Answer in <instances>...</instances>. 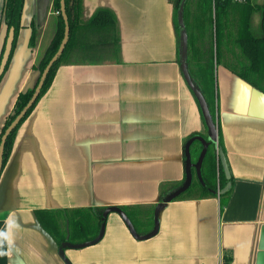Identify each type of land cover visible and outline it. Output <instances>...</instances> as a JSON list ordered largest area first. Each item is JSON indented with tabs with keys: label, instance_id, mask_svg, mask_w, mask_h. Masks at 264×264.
I'll return each mask as SVG.
<instances>
[{
	"label": "crops",
	"instance_id": "1",
	"mask_svg": "<svg viewBox=\"0 0 264 264\" xmlns=\"http://www.w3.org/2000/svg\"><path fill=\"white\" fill-rule=\"evenodd\" d=\"M174 1L82 0L67 61L19 127L0 176V264H264V92L224 64L214 68L215 106L231 178L221 187L217 164L216 195L195 187L166 203L145 240L111 212L102 239L82 249L59 246L37 216L118 207L143 236L157 205L184 184L186 144L209 131L182 70ZM53 4L24 0L0 82V132L54 36ZM99 9L114 14L116 29L88 25ZM5 36L2 23L0 57ZM192 144L196 163L202 150ZM204 172L203 161L192 182Z\"/></svg>",
	"mask_w": 264,
	"mask_h": 264
},
{
	"label": "trees",
	"instance_id": "2",
	"mask_svg": "<svg viewBox=\"0 0 264 264\" xmlns=\"http://www.w3.org/2000/svg\"><path fill=\"white\" fill-rule=\"evenodd\" d=\"M174 2L175 25L179 35V52L181 51L182 40L185 38L187 42V68L195 86L199 89L206 101L213 122L216 124L218 147H221L220 130L217 123L215 106V64L226 65L240 78L264 92V36L263 38H255L250 30V19L253 12L261 11L264 23V4L260 6L254 5L249 0L243 4L220 0H216L215 2L213 0H176ZM23 7L24 0H2L0 2V27L2 23L6 26L5 40L9 30L11 28L15 29L13 50L5 72L11 62L17 37L22 28L21 19ZM53 9L58 12L55 33L39 60L33 65V69L38 73L36 81L25 91L18 94L11 112L6 116L4 121L0 132V140L7 127L31 99L43 70L57 52L63 40L65 23L60 10V0H54ZM81 9L82 0H66V10L70 25L68 43L61 57L53 64L35 104L28 110L24 118L9 135L5 144L3 168H5L10 158L19 127L31 114L39 100L51 86L58 68L67 61L66 56L72 45L73 29L79 25ZM88 25L116 29V18L110 10L99 9L93 15ZM35 43L36 29L32 25L30 47L33 48ZM3 51L4 46L1 57ZM4 74L0 76V82ZM193 139L192 145L199 146L198 152L203 150L204 143L208 144L207 153L204 158L205 172L202 175V181L198 182L197 186L194 185L193 181L189 189L177 198L191 192L193 186L199 188L201 197L216 195L218 191L215 182L217 181L218 168L221 187L225 181L222 165L217 161V155L215 153L216 145L211 143L209 139H204L199 134L194 135ZM197 140L200 143L202 142L201 144L203 145L198 144L199 141ZM217 164L219 165L218 168ZM105 210L106 208L98 211L95 209L44 210L37 211V216L44 229L53 236L59 246H62L64 242L76 244L94 239L98 235L101 224L105 220L103 217Z\"/></svg>",
	"mask_w": 264,
	"mask_h": 264
},
{
	"label": "water",
	"instance_id": "3",
	"mask_svg": "<svg viewBox=\"0 0 264 264\" xmlns=\"http://www.w3.org/2000/svg\"><path fill=\"white\" fill-rule=\"evenodd\" d=\"M1 1L2 0H0V2ZM60 10H61V14H62V17L64 19V23H65V32H64L63 40H62L57 52L54 54V56L51 58V60L48 62L47 66L43 70L31 99L28 101V103L23 108V110L19 113V115L14 119V121L7 127V129L5 130V132L3 133L2 137H1V140H0V176H1V173L3 170V157H4L5 144H6V141L9 137V135L13 132V130L20 123V121L24 118V116L26 115L28 110L35 104L36 100L38 99V97L40 95V92L44 86V83L47 79V76H48L53 64L55 62H57L58 59L61 57V55L63 54L65 47L68 43L69 36H70V25H69V18L67 15V10H66V0H60ZM14 40H15V29L11 28L9 30L7 38L5 40L4 51H3V54H2V57L0 60V76H2L4 74L6 66L9 62V59H10V56H11V53L13 50ZM186 54H187V42H186V39L184 38L182 40V43H181V51H180L182 70H183V73H184V76H185L187 83L190 85L191 89L193 90L194 94L196 95V97L199 101L200 108L202 111V115L204 117L206 126H207L208 131H209V141L215 145H218V132H217L216 124L213 122V119L211 117V114L209 112V109L207 107L205 99L203 98L199 89L195 86V84H194V82H193V80L189 74V71L187 68V63H186ZM193 140L194 139L190 140L186 144V147H185L186 180H185L184 184L179 189H177L176 191L171 193L168 197H166L164 199L163 202H161L157 205V207L155 209V226H154V229L152 232H150L147 235H143V236L138 235L136 230H135L133 223L131 222V220L129 219L127 214L122 209H120L118 207H110V208L106 209L104 211L103 217H106L111 212L117 213L123 219V221L127 225L131 234L137 239L145 240V239H149V238L155 236L157 234L158 228H159L158 218H157L159 210L166 203L173 201L175 198H177L179 195H181L182 193H184L186 190L189 189V187L192 184V180H193L192 169L196 170L198 177L201 179V167H202V163L204 161L205 155L207 153L208 144L204 143V148H203V150H202V152L198 158V161L196 163H193L192 157H191V151H190V146H191ZM218 158H219V161L222 165L225 177L229 180L231 178V175L229 172L228 164H227L226 157H225V154L223 152L222 147L218 148ZM229 187H230V183H228L226 185V187L223 188L220 192L224 193L225 191L228 190ZM104 230H105V223L103 222L101 224L100 231H99L98 235L94 239H92L90 241H85L82 243H76V244L64 242L62 244V246L67 247V248H72V249H82V248H86L89 246H93V245L97 244L102 239V237L104 235Z\"/></svg>",
	"mask_w": 264,
	"mask_h": 264
},
{
	"label": "rangeland",
	"instance_id": "4",
	"mask_svg": "<svg viewBox=\"0 0 264 264\" xmlns=\"http://www.w3.org/2000/svg\"><path fill=\"white\" fill-rule=\"evenodd\" d=\"M176 1V0H175ZM264 0H253V2H259L260 4L263 2ZM264 4V2H263ZM262 4V5H263ZM251 31H252V34L256 37H263L264 36V27H263V24H262V13L257 11V12H253L252 13V16H251ZM42 55V54H41ZM41 57V56H40ZM39 57V58H40ZM39 60V59H38ZM37 60V61H38ZM36 61V62H37ZM38 75V74H37ZM36 78L37 76H35V79L33 80L32 84L36 81ZM14 105V104H13ZM200 106V105H199ZM13 108V106H12ZM12 110V109H11ZM197 183H198V179L197 177L195 176L194 177V185L197 186ZM195 186H193V190H191V193H195L196 189H194Z\"/></svg>",
	"mask_w": 264,
	"mask_h": 264
},
{
	"label": "built area",
	"instance_id": "5",
	"mask_svg": "<svg viewBox=\"0 0 264 264\" xmlns=\"http://www.w3.org/2000/svg\"><path fill=\"white\" fill-rule=\"evenodd\" d=\"M213 1L215 2L216 0H213ZM220 1H230L232 3L243 4V3H246L248 0H220ZM220 264H222V263H220Z\"/></svg>",
	"mask_w": 264,
	"mask_h": 264
}]
</instances>
